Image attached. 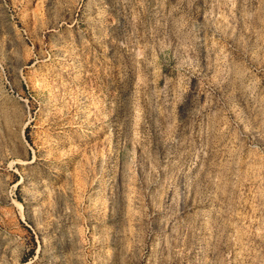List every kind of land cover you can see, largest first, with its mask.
<instances>
[{"label":"rangeland","instance_id":"1","mask_svg":"<svg viewBox=\"0 0 264 264\" xmlns=\"http://www.w3.org/2000/svg\"><path fill=\"white\" fill-rule=\"evenodd\" d=\"M0 264H264V0H0Z\"/></svg>","mask_w":264,"mask_h":264}]
</instances>
